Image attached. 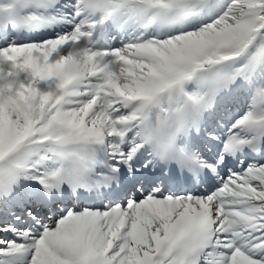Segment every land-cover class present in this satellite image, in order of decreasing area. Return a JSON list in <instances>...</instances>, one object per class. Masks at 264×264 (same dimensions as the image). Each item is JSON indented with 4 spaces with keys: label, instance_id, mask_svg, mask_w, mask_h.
<instances>
[{
    "label": "snow or ice",
    "instance_id": "snow-or-ice-1",
    "mask_svg": "<svg viewBox=\"0 0 264 264\" xmlns=\"http://www.w3.org/2000/svg\"><path fill=\"white\" fill-rule=\"evenodd\" d=\"M0 264H264V0H0Z\"/></svg>",
    "mask_w": 264,
    "mask_h": 264
}]
</instances>
